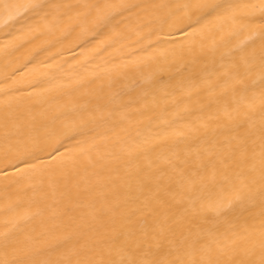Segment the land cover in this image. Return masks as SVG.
Here are the masks:
<instances>
[{"label":"bare ground","instance_id":"obj_1","mask_svg":"<svg viewBox=\"0 0 264 264\" xmlns=\"http://www.w3.org/2000/svg\"><path fill=\"white\" fill-rule=\"evenodd\" d=\"M103 2L0 0V261L96 264L130 235L146 260L261 264L258 29L195 0H107L133 7L98 25Z\"/></svg>","mask_w":264,"mask_h":264},{"label":"snow or ice","instance_id":"obj_2","mask_svg":"<svg viewBox=\"0 0 264 264\" xmlns=\"http://www.w3.org/2000/svg\"><path fill=\"white\" fill-rule=\"evenodd\" d=\"M49 5L42 4L40 2L25 5L24 7L30 8H44ZM55 6V5H53ZM90 9L94 10L95 13V23L105 24L111 23L112 19H115V15L122 14L123 10H131L132 5L126 3L112 4L108 3L107 0L103 3H97L95 5L88 6ZM185 7H192L197 12L201 14V19H217L230 20L233 24H238L241 29H258L261 36L262 42H264V0L260 2L252 3L250 2H228L225 3L223 0H195L192 5H185ZM262 61H264V54L261 56ZM247 63V61H245ZM262 86H264V81H262ZM264 138V137H262ZM59 149H56L58 152ZM262 158H264V147H262L261 152ZM26 163V162H25ZM264 196V193H262ZM238 194L235 199H240ZM233 200H227L220 197L216 200H210L206 207L202 206V210H210L217 214H223L231 210L233 207ZM129 237L123 240L114 241L113 245L109 248V255L113 252L119 256V259H102L96 264H185V261L177 257L175 260H165V259H152L146 260L142 258L143 252L138 242L130 243ZM58 247V245H57ZM0 264H72V261L65 260H36V259H19L12 261H0ZM76 264H85V262L77 261ZM193 264H200V262H193ZM211 264V262H209ZM264 264V260L261 261Z\"/></svg>","mask_w":264,"mask_h":264}]
</instances>
